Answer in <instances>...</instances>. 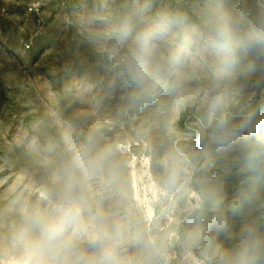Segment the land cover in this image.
<instances>
[{
	"label": "rangeland",
	"instance_id": "374dc122",
	"mask_svg": "<svg viewBox=\"0 0 264 264\" xmlns=\"http://www.w3.org/2000/svg\"><path fill=\"white\" fill-rule=\"evenodd\" d=\"M144 3L0 0V238L25 212L52 206L73 161L98 214L90 230L122 228L121 264H219L243 225L264 234V61L245 57L213 109V58L201 42L200 75L186 94L169 88L133 103L104 46ZM149 3V20L182 13L194 24L221 6L264 8V0ZM173 168L177 183L165 190ZM78 247L91 254L86 241ZM0 252L2 264L3 242Z\"/></svg>",
	"mask_w": 264,
	"mask_h": 264
},
{
	"label": "clouds",
	"instance_id": "9594fccd",
	"mask_svg": "<svg viewBox=\"0 0 264 264\" xmlns=\"http://www.w3.org/2000/svg\"><path fill=\"white\" fill-rule=\"evenodd\" d=\"M149 0L137 8L133 19H125L108 34L104 55L130 89L133 103L155 102L167 89L177 96L186 94L200 75L201 42L211 50L209 91L213 109L222 106L233 74L247 56L264 61V8L221 6L198 24L186 14L161 12L147 19ZM179 34V43L172 38ZM165 51L157 56L158 48ZM104 150L89 162L98 169L107 159ZM81 165L73 161L63 187L54 193V203L47 210L25 212L21 222L0 238L7 250L2 264H121L119 247L123 231L119 224L111 230L100 225L90 230L97 213L76 173ZM179 172L173 168L163 182L165 190L175 186ZM226 225L221 226V231ZM86 241L91 254L81 250ZM237 246L221 249L219 264H264V234L253 224L242 226ZM0 254H3L0 252Z\"/></svg>",
	"mask_w": 264,
	"mask_h": 264
}]
</instances>
